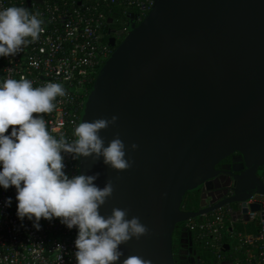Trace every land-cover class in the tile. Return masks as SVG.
Segmentation results:
<instances>
[{"label":"water","instance_id":"95a60500","mask_svg":"<svg viewBox=\"0 0 264 264\" xmlns=\"http://www.w3.org/2000/svg\"><path fill=\"white\" fill-rule=\"evenodd\" d=\"M126 28L93 78L77 124L115 115L99 136L106 145L118 135L132 165L116 171L81 157L76 174L98 173V187L111 180L101 215L126 208V218L149 230L119 246L120 260L176 264L178 223L264 195L257 175L264 170V0H152L140 21L130 14ZM229 155L237 172L232 195L214 203L204 192ZM199 189V208L182 210L184 194Z\"/></svg>","mask_w":264,"mask_h":264},{"label":"clouds","instance_id":"9594fccd","mask_svg":"<svg viewBox=\"0 0 264 264\" xmlns=\"http://www.w3.org/2000/svg\"><path fill=\"white\" fill-rule=\"evenodd\" d=\"M42 32V20L27 8L0 7V57L15 56L36 42ZM30 66L38 67L35 61ZM65 95L56 82L34 88L24 77L0 80V189L14 188L15 215L21 226L27 219L38 231L41 219L50 222L58 218L67 229L75 227V264H151L136 255L120 260L123 253L119 246L149 230L138 217L126 218V208L113 207L109 215L99 213V207L112 195L111 180L98 187L94 183L98 173L69 176L64 171L65 156L73 160L91 156L116 171L131 167L132 160L125 158V145L118 135L106 145L99 136L100 130L115 125L117 117L79 122L72 130V140L63 132L53 136L40 114L52 112L56 98ZM128 147L134 150L137 145ZM10 205L11 198H5L3 206ZM55 247L56 259L61 261L62 247L59 243Z\"/></svg>","mask_w":264,"mask_h":264},{"label":"built area","instance_id":"2783aa9c","mask_svg":"<svg viewBox=\"0 0 264 264\" xmlns=\"http://www.w3.org/2000/svg\"><path fill=\"white\" fill-rule=\"evenodd\" d=\"M13 5L37 14L42 20L43 32L36 42L23 47L15 56L0 57V80L24 77L32 82L34 88L47 82L60 83L66 95L56 98L52 112L40 115L50 134L58 136L63 132L66 139L72 140V130L78 121L86 87L112 50L103 38L112 35L111 38L122 39L127 32V28L114 34L104 31L111 9H136L135 22H138L149 10L152 0H0V7ZM31 61H35L38 67H31ZM63 163L66 174H76V160L65 156ZM5 198H11L8 207L3 206ZM240 203L233 209H218L211 217L191 224L190 228L198 226L218 240L221 230L226 228L228 236L233 235L245 246V258L237 260L236 264H264V195L253 194L243 201L244 205ZM243 208L245 212H242ZM15 210L14 188L0 189V264H75L72 255L75 227L67 229L58 218L50 222L41 219L37 231L27 219L21 226ZM232 212L239 213L237 218L244 225L253 224L255 233H232L230 228L237 219L231 220ZM57 243L62 247L61 261L56 259ZM221 246L220 243L217 248Z\"/></svg>","mask_w":264,"mask_h":264},{"label":"trees","instance_id":"16d2710c","mask_svg":"<svg viewBox=\"0 0 264 264\" xmlns=\"http://www.w3.org/2000/svg\"><path fill=\"white\" fill-rule=\"evenodd\" d=\"M130 13L134 16L137 13L136 9L123 7H113L109 13L111 22L104 29L106 33L114 34L116 31L126 28L127 21L129 20ZM112 35H107L103 41L108 42L111 47L115 46L120 39L111 38ZM91 84V83H90ZM86 87V90L90 87ZM260 179L264 182V170L260 172ZM195 191L186 192L184 194L181 209L182 210H197L198 196ZM226 206V205H225ZM213 210L208 212L205 216L200 215L187 221L178 223L172 233V250L173 248H186L189 250V257L191 260L181 259L177 255L173 256L176 264H236V261L245 258V246L226 233V228L221 230V237L215 239L206 230L200 229L198 226L192 228L191 224L199 223L204 218L211 217ZM227 225V223L225 224ZM235 233H255V226L253 224L242 225L240 223L234 224ZM221 243V248L217 246ZM224 245H228V249ZM236 248V249H235Z\"/></svg>","mask_w":264,"mask_h":264},{"label":"flooded vegetation","instance_id":"af4514ba","mask_svg":"<svg viewBox=\"0 0 264 264\" xmlns=\"http://www.w3.org/2000/svg\"><path fill=\"white\" fill-rule=\"evenodd\" d=\"M231 159H232V155H229V156L225 157L224 159L220 160L215 165V169H216L217 173L213 177V179H211L210 184H209V186H210L209 189L204 192L205 194L206 193H211L212 194V197L214 198V203L221 202V201L231 197V195H232V191H233V187H234L233 175H235L237 172H235L232 169V165L233 164H232V160ZM226 166H228V167H226ZM259 174L260 173L257 172L258 177H260ZM195 192H196L195 194H197V196H199L200 193H202L200 189L199 190H195ZM209 200H210V198H206V201H205L206 205H208L207 202ZM198 201H199V199H198ZM238 205L239 204L237 202H232V203H230V204H228L226 206L223 205L221 207H218V208L214 209L213 212H215L218 209L226 208V207H229V208L233 209V208H236ZM206 214H203V216H205ZM237 215H239L238 212H232L231 216H230L231 220H232V217H235ZM237 223H240V224L244 225L242 220L239 219V218L235 219V221H234V224H237ZM230 230L233 231V233H235L234 226H232L230 228ZM173 252H174V255H177L181 259H186V258L188 260L192 259L191 257H189V255H188L189 250L186 249V248H181V247L176 248V249L173 248Z\"/></svg>","mask_w":264,"mask_h":264},{"label":"rangeland","instance_id":"374dc122","mask_svg":"<svg viewBox=\"0 0 264 264\" xmlns=\"http://www.w3.org/2000/svg\"><path fill=\"white\" fill-rule=\"evenodd\" d=\"M233 233V231H231ZM233 236V235H232ZM232 236L230 238H232Z\"/></svg>","mask_w":264,"mask_h":264}]
</instances>
